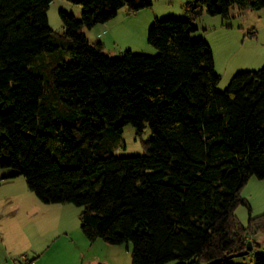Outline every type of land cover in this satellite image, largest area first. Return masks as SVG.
<instances>
[{"label":"trees","instance_id":"16d2710c","mask_svg":"<svg viewBox=\"0 0 264 264\" xmlns=\"http://www.w3.org/2000/svg\"><path fill=\"white\" fill-rule=\"evenodd\" d=\"M51 1L0 0V167L23 175L42 202L81 206L90 242H131V264H234L249 254L264 213L252 216L240 191L252 176L264 180V65L218 91L210 46L190 34L204 13L227 18L234 5L261 9L264 0L187 2L186 19L148 28L155 56L115 57L82 29L150 2L66 0L81 15L59 11L57 33ZM45 54L50 61L37 63ZM126 124L150 129L145 154H111ZM239 205L246 226L234 214Z\"/></svg>","mask_w":264,"mask_h":264},{"label":"rangeland","instance_id":"374dc122","mask_svg":"<svg viewBox=\"0 0 264 264\" xmlns=\"http://www.w3.org/2000/svg\"><path fill=\"white\" fill-rule=\"evenodd\" d=\"M146 1L151 3L149 7L136 12L122 7L106 22L105 32L98 37L106 44V55L115 57L130 50L155 56L158 50L147 43L148 28L156 19H186L184 6L193 0ZM81 10L82 6L66 0H52L47 10L50 29L63 31L59 11L80 17ZM193 24L196 30L190 38H203L212 51L214 69L219 75L218 91L225 90L235 73L264 65V7L239 9L234 5L227 18L204 13ZM48 61L49 54L37 59V63ZM104 135L109 139L107 133ZM150 138L148 127L138 134L131 124H126L119 138L112 141L110 152L115 156L143 155ZM240 196L248 202L252 216L264 213V180L250 177ZM81 210L73 203L42 202L28 188L23 175H16L11 167H0V264H71L74 257L79 264H131V242L108 245L101 239L90 242L83 235ZM234 214L242 225H247L249 212L244 205H239ZM249 238L255 243L254 248L249 254L232 257L234 264H254L256 256H264V233L256 232ZM179 262L174 258L163 264Z\"/></svg>","mask_w":264,"mask_h":264},{"label":"crops","instance_id":"0c3cea01","mask_svg":"<svg viewBox=\"0 0 264 264\" xmlns=\"http://www.w3.org/2000/svg\"><path fill=\"white\" fill-rule=\"evenodd\" d=\"M75 14V13H74ZM107 23L104 24H98L95 25L94 27H92L91 29H87L86 32H83L84 35L88 38V40L90 42H95L98 41V37L100 36V33L105 32V27H106ZM103 40V39H102ZM102 40H99L103 46L105 47V42H103ZM227 45V44H226ZM148 52V51H147ZM95 241H99L98 239H96ZM250 241V239H249ZM94 242V241H93ZM99 243V242H98ZM105 243V242H103ZM107 244V243H106ZM105 244V245H106ZM109 245V244H108ZM108 247V246H107ZM82 264V262H80ZM71 264H79V262H77V259L74 257L73 261L71 262Z\"/></svg>","mask_w":264,"mask_h":264},{"label":"water","instance_id":"95a60500","mask_svg":"<svg viewBox=\"0 0 264 264\" xmlns=\"http://www.w3.org/2000/svg\"><path fill=\"white\" fill-rule=\"evenodd\" d=\"M251 248H252L251 241H247V242H246V249H247V250H251Z\"/></svg>","mask_w":264,"mask_h":264}]
</instances>
